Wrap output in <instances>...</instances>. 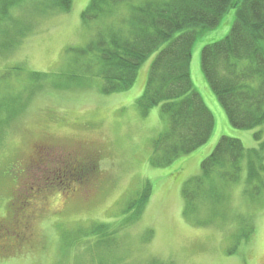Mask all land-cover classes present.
<instances>
[{"label":"rangeland","instance_id":"obj_1","mask_svg":"<svg viewBox=\"0 0 264 264\" xmlns=\"http://www.w3.org/2000/svg\"><path fill=\"white\" fill-rule=\"evenodd\" d=\"M91 1L73 0L70 12L53 14L29 4L12 15L22 26L0 30V43L6 33L12 38L10 47L0 44V103L7 99L0 108V226L21 224L16 231L27 238L11 244L19 248L9 246L14 251L6 255L9 238H15L2 236L0 264H264V183L259 192L248 184L246 160L241 181L227 187L225 200L204 205L203 215L210 218L205 224L185 216L182 195L222 137L240 140L246 151L258 149V132L264 141V125H230L202 69L203 48L230 34L238 5L217 28L200 30L193 46L191 79L214 118L211 138L158 168L152 164L153 143L168 121L161 106L146 115L137 107L157 53L123 93L106 95L100 78L73 81L68 73L69 50L85 48L97 27L119 20L115 15L84 24L82 13ZM35 74L44 77L35 80ZM145 190L149 197L138 209ZM93 222L110 228L101 248L100 237L71 235Z\"/></svg>","mask_w":264,"mask_h":264},{"label":"trees","instance_id":"obj_2","mask_svg":"<svg viewBox=\"0 0 264 264\" xmlns=\"http://www.w3.org/2000/svg\"><path fill=\"white\" fill-rule=\"evenodd\" d=\"M29 4L53 14L70 12L73 0H0L1 32L3 29L14 32L22 26L23 22L12 15ZM236 5L237 20L230 34L203 48L202 69L230 125L238 130H254L264 125V0H92L82 13L84 24L99 19L105 23L115 15H119V20L97 27L94 31L97 35L85 48L69 50V65L73 63L68 73L73 81L97 77L103 81L104 94L127 92L137 81L141 66L157 53L143 94L137 100V107L145 115L161 106L169 124L153 143L154 167H167L210 140L215 122L193 89V46L200 30L217 28L227 11ZM3 36L1 46L10 47L12 38L7 39V33ZM75 65L85 69V74L73 70ZM42 77L34 75L35 80ZM6 101L2 100L0 108ZM255 139L259 142L258 149L246 151L240 140L222 137L213 153L202 162L201 174L185 182L184 214L195 225L210 219L203 215L204 205L219 203L223 197L225 200L227 187L241 181L245 160L247 182L259 192L258 186L264 183L261 178L264 141L260 132ZM149 191L145 190L137 201L138 209L146 203ZM81 227L72 230L71 235L100 237L98 248L106 242L103 237L110 230L107 224L93 222L87 229ZM250 233L253 231L243 237Z\"/></svg>","mask_w":264,"mask_h":264},{"label":"flooded vegetation","instance_id":"obj_3","mask_svg":"<svg viewBox=\"0 0 264 264\" xmlns=\"http://www.w3.org/2000/svg\"><path fill=\"white\" fill-rule=\"evenodd\" d=\"M15 224H13V225H5V227L0 226V232H2V233H0V240H1L2 236L4 237L5 234L11 235V237L15 238V239H13V238L10 239L8 237L9 241H8V244H7L6 248L4 249V252L6 253V255H12V252L19 248L17 246L16 247H11L12 246L11 244H13V243L15 245H17V244L19 245V243H24L25 244L26 241H27V238L25 239V233H23V231H21V232L16 231L17 228L21 227V224H18L16 226H15ZM13 226H15V230H13ZM9 246L14 249L12 252H10L11 249H10ZM8 253H10V254H8Z\"/></svg>","mask_w":264,"mask_h":264}]
</instances>
